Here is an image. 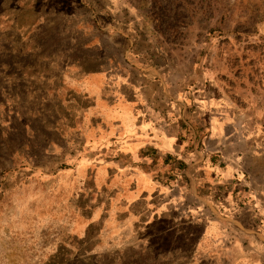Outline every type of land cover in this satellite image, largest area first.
Segmentation results:
<instances>
[{
  "label": "rangeland",
  "instance_id": "rangeland-1",
  "mask_svg": "<svg viewBox=\"0 0 264 264\" xmlns=\"http://www.w3.org/2000/svg\"><path fill=\"white\" fill-rule=\"evenodd\" d=\"M0 1L27 2L0 14V264H264L249 180L232 171L264 157V0ZM101 52L132 79L152 71L146 94L164 110L152 136L132 133L128 87L81 128L87 103L65 71ZM162 138L220 153L230 175L174 166L157 193L137 170L105 173L109 147Z\"/></svg>",
  "mask_w": 264,
  "mask_h": 264
},
{
  "label": "crops",
  "instance_id": "crops-1",
  "mask_svg": "<svg viewBox=\"0 0 264 264\" xmlns=\"http://www.w3.org/2000/svg\"><path fill=\"white\" fill-rule=\"evenodd\" d=\"M26 4V1H0V8H2L0 14L14 11L13 8H17V6H26ZM88 61L96 63L97 66L93 69H87L81 64V62H77L72 64V66L68 67L65 71V89L80 97L81 100H79V103H87V105L84 104L80 107V109L83 110L80 115L81 128H83L85 120L87 119L86 115L89 113V110L95 109L98 106V103L103 100H112V105L115 104L117 102V91L119 92L121 89H124V87H128L132 94L124 102L127 105L130 104L132 106L135 111V113L132 114V117L138 116L140 123L137 126V129H134L132 133L135 134V132H144L149 133V135L152 136V132L149 127H147V123L150 122L149 119L151 120V118H159L161 116V112L164 111L158 106H155V101L150 99L146 94V87H149L147 85L146 77L148 78L150 75L149 73L152 71L145 73L147 67L143 66L142 70L144 71L141 73L142 77H138L135 80L129 76L131 69L127 70L124 68V70L122 69L118 71L114 68L113 59L107 56L104 57L102 52L98 55V57H90ZM153 74L155 75V73ZM155 80L163 86V82L160 79L155 78ZM138 112H141V114ZM166 112L169 113L170 111L168 110ZM152 123H154V121ZM122 126L124 129L123 131L125 132L124 136H127L126 134L128 133V130L126 127L128 125ZM120 130H122V128ZM215 134L217 135L219 133ZM116 139L117 137H114L112 142ZM175 144L176 143L171 141L169 138H162L159 141V145L147 143L128 151L126 154L114 153L115 150L109 147L106 154L108 158L107 161H110L109 163H106L109 167L106 168V172L105 170L101 171L108 173V177L112 179L116 175L119 177H128L131 174H135L136 171L134 170H137V173L143 174L144 179L148 180L149 184L150 182L152 184V173L154 172L156 174V171L157 173L166 172V169L164 168V159L167 155H171L188 164L192 168L191 173H193L196 167L197 169H200L202 164L208 161L212 163L210 165L213 169H215V174L213 175H217L218 178H220V176H223L221 175L222 170L223 173L226 172L230 175L228 170H224V161L223 159H220V153H213L211 156L208 153L202 155V153L195 147L190 148L187 152H183L181 145ZM148 152L154 154L156 153V158L146 157L145 153ZM239 158H246V155L243 154L242 156H239ZM255 158L256 157L251 156V162H253ZM263 158L264 157L256 158L255 164H250V170L249 173H247L249 174L248 176L242 172L238 166L235 165L232 167L234 178H239L237 181L240 186L246 182V178L249 180V196L251 197L249 198L251 206L250 212L253 216H258L257 218L261 219L262 224H264V168L261 169V164H264ZM259 162L260 167L258 164ZM186 170H188V168ZM236 175L240 177H237ZM100 177H102V175H100ZM193 177V181L195 183L199 182L198 176L194 175ZM151 184L149 187L152 186ZM153 185L154 191L161 193L160 189L155 186V183H153ZM67 207L72 208L74 212H76V208L70 206ZM91 214H93V211ZM261 228H264V225L261 226Z\"/></svg>",
  "mask_w": 264,
  "mask_h": 264
},
{
  "label": "trees",
  "instance_id": "trees-1",
  "mask_svg": "<svg viewBox=\"0 0 264 264\" xmlns=\"http://www.w3.org/2000/svg\"><path fill=\"white\" fill-rule=\"evenodd\" d=\"M145 156L146 157H153V158H156L157 154L155 153H145ZM164 165H165V169L168 170H175L173 167L174 166H179L180 168V172H184V170L187 169V165L184 161L174 157V156H171V155H167L166 158L164 159ZM177 170V169H176ZM181 178L184 177L185 178V175H180ZM177 176L175 175H164L163 173H153L152 174V182L155 183V186L158 188V189H162L163 187L165 188H168L170 189V191L173 189L172 188V184H173V180L176 182L177 181ZM187 178V177H186ZM176 179V180H175ZM152 183V185H153ZM154 186V185H153ZM157 192V191H156ZM158 193V192H157ZM73 212V211H72ZM73 214H75V212H73Z\"/></svg>",
  "mask_w": 264,
  "mask_h": 264
},
{
  "label": "bare ground",
  "instance_id": "bare-ground-1",
  "mask_svg": "<svg viewBox=\"0 0 264 264\" xmlns=\"http://www.w3.org/2000/svg\"><path fill=\"white\" fill-rule=\"evenodd\" d=\"M121 107H122V106H121ZM121 107H120V108H121ZM121 109H122V108H121Z\"/></svg>",
  "mask_w": 264,
  "mask_h": 264
}]
</instances>
